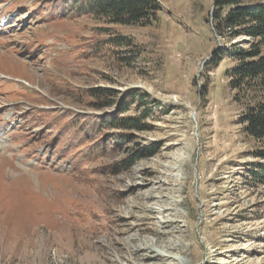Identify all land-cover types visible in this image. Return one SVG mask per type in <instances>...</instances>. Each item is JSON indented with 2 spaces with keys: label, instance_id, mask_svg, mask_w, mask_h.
Listing matches in <instances>:
<instances>
[{
  "label": "rangeland",
  "instance_id": "374dc122",
  "mask_svg": "<svg viewBox=\"0 0 264 264\" xmlns=\"http://www.w3.org/2000/svg\"><path fill=\"white\" fill-rule=\"evenodd\" d=\"M54 1L0 0V264H130L145 239L178 264H264V184L248 172L256 144L227 87L232 61L206 65L229 49L212 33L213 0H156L141 26L49 18ZM94 87L116 93L110 109L93 108ZM131 89L146 93L126 113L149 109L144 127L105 141L122 131L91 115ZM70 113L76 125L56 119ZM137 149L153 152L124 167ZM176 216L161 240L185 246L166 251L155 237Z\"/></svg>",
  "mask_w": 264,
  "mask_h": 264
},
{
  "label": "trees",
  "instance_id": "16d2710c",
  "mask_svg": "<svg viewBox=\"0 0 264 264\" xmlns=\"http://www.w3.org/2000/svg\"><path fill=\"white\" fill-rule=\"evenodd\" d=\"M159 8L156 0H55L49 18L67 16L73 19L89 16L108 25L141 26L155 19ZM210 17L213 35L220 42L228 43L229 49L214 48L206 65L214 69L225 57L231 58L232 65L225 73L227 87L232 94V101L240 107L238 122L243 133L256 144L252 153L255 161L250 163L248 172L252 181L264 184V0H213ZM103 32L110 34L107 28L103 29ZM241 38L244 40H240ZM234 40L240 41L231 43ZM105 41L114 46L129 45V41L123 36H109ZM85 92V95L93 100L92 106L97 111L110 109L116 97L113 90L102 87L89 88ZM137 92L138 89L125 92L115 108L91 115L88 124L92 123L99 131H122L113 134L102 133L106 136L105 141H117L119 137L125 142L128 141L131 135L124 131L142 129L144 126L140 124V120L144 119L149 111L144 108L139 116L126 114L132 103L139 107L145 105L143 96L146 97V93L138 96L137 102ZM71 114L56 116V119L62 121L71 118V123L76 125L79 118L73 119ZM56 119L54 116L55 126L59 125ZM47 126L52 128V125ZM65 127L68 130L67 126ZM85 132L82 128L79 134ZM96 152L102 153L97 145L91 147L89 154ZM151 152L153 151L135 150L125 161L124 167H129L144 153L148 155Z\"/></svg>",
  "mask_w": 264,
  "mask_h": 264
},
{
  "label": "bare ground",
  "instance_id": "6f19581e",
  "mask_svg": "<svg viewBox=\"0 0 264 264\" xmlns=\"http://www.w3.org/2000/svg\"><path fill=\"white\" fill-rule=\"evenodd\" d=\"M169 182H170V179H169ZM160 214H161V217H162L163 216L162 215L163 214V211H161ZM174 218L175 219H173V221H174L173 222V226L170 227L171 229H169V226H170L169 221H168V223H166V222H162L161 223V230L158 231V233H157V235L155 237L156 240L154 241L155 244L164 247L163 249H165L166 251L167 250L169 251L171 249L181 250L185 246V245L183 246V243L180 240H176V239H174V240L173 239H168L166 241L161 240L162 235H164L165 233L170 232V231L171 232H174L175 230H177V225H178L177 220H178V217L176 216ZM171 237H172V235H171ZM151 242H153V241H151ZM151 242H150L149 239L143 240V245H144L143 248L145 249V251L138 253L137 256H136V258H130L128 260L129 263L130 264H142L144 262L146 264H178L177 262L166 261V260L169 259L168 256H159L157 254H148L147 253L148 252V248L147 247L149 246V244ZM139 262H141V263H139Z\"/></svg>",
  "mask_w": 264,
  "mask_h": 264
},
{
  "label": "water",
  "instance_id": "95a60500",
  "mask_svg": "<svg viewBox=\"0 0 264 264\" xmlns=\"http://www.w3.org/2000/svg\"><path fill=\"white\" fill-rule=\"evenodd\" d=\"M241 40H244V38L241 39ZM238 41H240V40H234V41H232L231 43H235V42H238Z\"/></svg>",
  "mask_w": 264,
  "mask_h": 264
}]
</instances>
